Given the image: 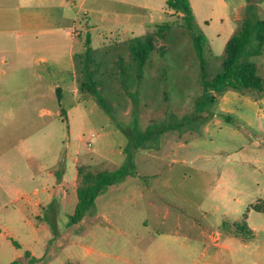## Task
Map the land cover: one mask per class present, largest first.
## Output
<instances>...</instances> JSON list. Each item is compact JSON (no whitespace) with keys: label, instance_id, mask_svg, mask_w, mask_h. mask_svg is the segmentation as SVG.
I'll return each mask as SVG.
<instances>
[{"label":"rangeland","instance_id":"374dc122","mask_svg":"<svg viewBox=\"0 0 264 264\" xmlns=\"http://www.w3.org/2000/svg\"><path fill=\"white\" fill-rule=\"evenodd\" d=\"M166 1L6 0L0 142L10 150L3 185L28 189L34 175L43 187L49 167L60 189L54 184L51 200L35 212L0 210V221L16 227L2 244L0 264H264V109L240 100L230 115L220 109L226 92L254 99L262 93L228 89L197 113L200 62L182 14ZM189 1L207 38L211 80L222 69L228 41L215 15L224 8L219 0ZM227 1L236 31L247 11L240 8L236 22L240 0ZM256 18L264 19L259 8ZM166 23L170 29L159 34ZM145 35L153 36L154 49L139 67L129 44ZM251 60L264 78L262 58ZM56 94L67 120L53 127ZM180 120L182 127L135 152L136 175L106 187L84 219L71 223L83 174L125 163V129L140 133Z\"/></svg>","mask_w":264,"mask_h":264},{"label":"trees","instance_id":"16d2710c","mask_svg":"<svg viewBox=\"0 0 264 264\" xmlns=\"http://www.w3.org/2000/svg\"><path fill=\"white\" fill-rule=\"evenodd\" d=\"M169 9L182 14L184 25L191 34L194 49L200 62L202 71L203 93L197 99L195 110L197 113H204L212 107L218 95L228 89L245 92H264V78L258 75L257 65L251 58L258 57L264 53V19L256 18L257 6L248 4L246 6L247 16L241 21L238 29L228 40L225 49V57L222 60V69L211 80L206 76L205 47L207 46L206 36L197 29L195 14L189 0H167ZM169 23L158 27V33L169 30ZM154 39L151 35L136 38L129 44V50L139 67H142L148 60L154 49ZM85 57L88 61L92 52L91 37L87 34L84 41ZM90 75V74H89ZM92 90L98 98L100 105L104 106V101L96 89V83L92 82ZM183 121L167 122L162 125L149 126L145 132H136L125 129L124 133L128 137L123 153L126 155L125 163L115 171H102L97 174L84 173L80 169L82 176V186L76 191L78 203L76 205L71 223L77 224L82 221L85 215L93 208L96 198L103 190L111 185L121 183L127 176L136 175V165L134 161L135 152L147 145L155 143L159 137L167 130L182 127ZM258 210V209H257ZM259 211V210H258ZM251 233L253 230H250ZM250 233V234H251ZM16 246H18L16 244ZM26 258L31 255L26 252ZM33 262L40 260L32 258ZM10 264H21L20 260H15Z\"/></svg>","mask_w":264,"mask_h":264},{"label":"crops","instance_id":"0c3cea01","mask_svg":"<svg viewBox=\"0 0 264 264\" xmlns=\"http://www.w3.org/2000/svg\"><path fill=\"white\" fill-rule=\"evenodd\" d=\"M219 2H220V5L223 6L224 10H222L221 12H216L215 15L220 19L221 27L224 28V30L228 32V35H227L228 39L227 40H229L235 32V25L232 22V19L230 18V15L228 13L229 6L232 5L233 3L231 1L229 2L227 0H219ZM6 4H7L6 0H0V19L9 17L8 12H7V8L4 7ZM248 4L255 5V6H257L256 9L259 8L264 12V0H240L236 3L235 7L233 8L234 16H235L233 18L234 21H236V22L238 21V17H236V13L238 12V10L240 8H243V7L246 8V6ZM192 8H193L195 17L197 18L195 8L194 7H192ZM18 10H19V8H16V11H18ZM258 57L262 58L261 63H262V65H264V53ZM73 61H74V59H73ZM257 68H258V66H257ZM258 71H259V69H258ZM56 90L57 89H54L55 93H56ZM56 96H57V102H58V109H56L55 111L49 112V114L53 118V120H52L53 121V123H52L53 127H56V124H54L56 121H60L62 124H64V122H66V120H67L66 109H60V108H62V105H61L62 98H60V96L58 97L57 94H56ZM239 100L242 101L243 103H245V105H247L249 107H255V108L257 107L258 111H261L264 109V93H262V95L257 96V98L254 99V98H251V97L244 95V94L226 92L224 94V96H222V98H221V102H220L221 106H222L220 108L221 111L230 115L232 110H233L232 109L233 106H235L236 102H238ZM45 113H46V111L44 110L43 114H45ZM62 114L65 117L62 116ZM3 143L4 142H0V210L1 211H4V210L8 211V210H10V208H12V211H14L17 214H22L23 212H28V211L29 212H35L37 209H40L42 207V204L47 203L48 201L51 200V198L53 196L52 195L53 188H55L54 184L56 185L57 181L55 182L53 180L52 173L50 172V168L46 167V169H47L46 173H48V181H46V184L43 187H41L40 185L39 186L35 185L36 179H35L34 175H32L31 178L29 179L28 189H23V190L20 188L13 189L14 187L9 188V185L7 187H4L3 181L7 180V177H8V166L9 165H8V161H7V155L9 153L10 146L8 143H4V147H3ZM11 148L13 149L14 147H11ZM57 186L60 189V185L58 184V185H56V187ZM17 221H19V220H17ZM9 222L10 221L7 219L6 220L3 219L0 221V250L2 249V244L4 241L13 238L10 234H12V233L16 234L15 225L12 224L11 222L9 223ZM37 230H39V229H37ZM12 243L17 249H21V245L19 243H17L15 240H12ZM16 244L18 246H16ZM26 252H28V251H26ZM26 252H24V257H25ZM31 257H32V255H31Z\"/></svg>","mask_w":264,"mask_h":264}]
</instances>
